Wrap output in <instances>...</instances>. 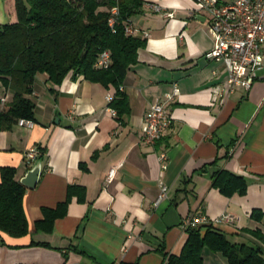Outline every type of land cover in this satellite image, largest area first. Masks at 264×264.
<instances>
[{"label": "crops", "instance_id": "0c3cea01", "mask_svg": "<svg viewBox=\"0 0 264 264\" xmlns=\"http://www.w3.org/2000/svg\"><path fill=\"white\" fill-rule=\"evenodd\" d=\"M141 1L142 12L131 23L146 45L121 85L128 117L119 120L107 111L105 97L115 93L113 87L72 72L54 86L46 74H38L30 95L36 126L0 130V168H16L21 181L42 162L38 183L27 187L23 201L29 234L13 238L0 232V264H163L165 254H181L190 214L208 221L231 217L213 226L232 242L260 248L264 256V243L244 232L259 228L264 233V218H251L254 210L264 214V76L249 91L238 88L218 98L228 72L205 57L214 47L210 16L197 11L194 0ZM15 21L14 0H0V26ZM174 85L179 94L166 107L173 124L148 145L145 116ZM12 100L13 92L0 83V111ZM33 147L36 159L29 165L26 155ZM112 168L116 173L109 182ZM222 170L246 180L245 195L229 198L213 187ZM161 181L169 192L156 205ZM70 186L85 188L84 201L73 197L51 233L37 232L43 209L56 208ZM203 264L229 263L205 249Z\"/></svg>", "mask_w": 264, "mask_h": 264}, {"label": "trees", "instance_id": "16d2710c", "mask_svg": "<svg viewBox=\"0 0 264 264\" xmlns=\"http://www.w3.org/2000/svg\"><path fill=\"white\" fill-rule=\"evenodd\" d=\"M14 2L17 21L0 26V83L13 92V100L0 111V130H10L20 119L36 121V106L30 95L38 74H46L54 86L61 85L72 72L106 88L113 87L114 100L110 106L119 120L130 115L128 97L120 87L129 68L138 62V51L145 47L146 40L127 35L125 27L134 15L142 12L141 0ZM113 7L118 8L119 14L112 29L108 20ZM103 51L111 55V64L104 70L95 66ZM16 175V168H0V232L22 238L30 230L23 205L27 187ZM213 187L229 198L247 192L246 180L226 170L216 173ZM85 192L84 187L70 186L65 200L56 208L43 209V220L36 222L35 230L51 233L55 221L67 215L72 198L83 202ZM251 213L254 221L262 222L264 214L260 210ZM186 231L188 236L181 254H165L167 264H203L205 249L220 253L229 264H264L260 248L232 242L213 225L189 227ZM244 232L264 243V233L259 228ZM31 245L50 247L34 241ZM69 250L84 255L76 247Z\"/></svg>", "mask_w": 264, "mask_h": 264}, {"label": "built area", "instance_id": "2783aa9c", "mask_svg": "<svg viewBox=\"0 0 264 264\" xmlns=\"http://www.w3.org/2000/svg\"><path fill=\"white\" fill-rule=\"evenodd\" d=\"M197 11L207 13L210 18L209 33L212 36L214 47L205 57L222 63L227 72L228 79L226 87L218 88L216 96L222 99L226 94L231 95L238 88L249 91L254 83L264 76V0H194ZM154 10L159 11L158 5H153ZM108 20L110 28L116 26L119 10L113 7ZM168 17H173L172 13H167ZM127 35L135 36L137 30L132 23L125 27ZM95 64L96 68L107 69L111 64L109 51L100 53ZM123 90V87H120ZM179 94V88L174 85L172 92L167 93L164 100H157L149 109L145 116L143 125L144 142L153 145L168 132L173 124V116L166 109L167 104L173 102ZM108 102L107 111L116 114L110 106L114 100V94L108 92L106 95ZM16 125L33 129L36 123L28 119H20ZM37 148H31L26 155L29 163L35 161ZM163 167H166V157H161ZM116 173V168H112L108 174V181H112ZM160 193L156 200V205L160 204L168 196L169 188L164 182L159 183ZM231 217L222 216L214 221H208L204 216L190 214L184 221V229L200 227L204 225H214L221 222H230ZM163 264H167L164 260Z\"/></svg>", "mask_w": 264, "mask_h": 264}, {"label": "water", "instance_id": "95a60500", "mask_svg": "<svg viewBox=\"0 0 264 264\" xmlns=\"http://www.w3.org/2000/svg\"><path fill=\"white\" fill-rule=\"evenodd\" d=\"M41 173L42 162L38 161L30 170H27V173L20 182L26 187L34 188L38 183Z\"/></svg>", "mask_w": 264, "mask_h": 264}]
</instances>
